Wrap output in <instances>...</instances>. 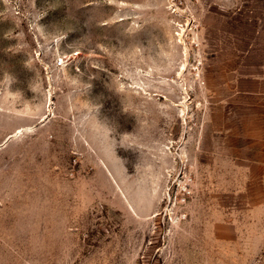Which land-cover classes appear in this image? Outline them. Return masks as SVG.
I'll use <instances>...</instances> for the list:
<instances>
[{
  "label": "rangeland",
  "instance_id": "obj_1",
  "mask_svg": "<svg viewBox=\"0 0 264 264\" xmlns=\"http://www.w3.org/2000/svg\"><path fill=\"white\" fill-rule=\"evenodd\" d=\"M0 264H264V0H0Z\"/></svg>",
  "mask_w": 264,
  "mask_h": 264
}]
</instances>
